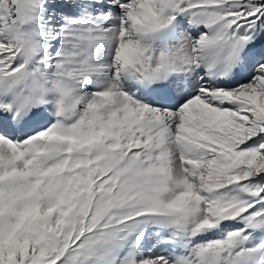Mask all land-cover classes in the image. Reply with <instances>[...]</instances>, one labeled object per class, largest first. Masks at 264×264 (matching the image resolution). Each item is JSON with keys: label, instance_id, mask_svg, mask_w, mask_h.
<instances>
[{"label": "snow or ice", "instance_id": "1", "mask_svg": "<svg viewBox=\"0 0 264 264\" xmlns=\"http://www.w3.org/2000/svg\"><path fill=\"white\" fill-rule=\"evenodd\" d=\"M0 264H264V0H0Z\"/></svg>", "mask_w": 264, "mask_h": 264}]
</instances>
